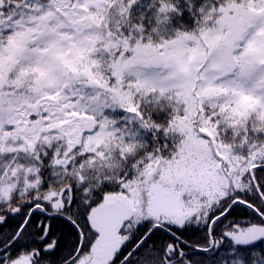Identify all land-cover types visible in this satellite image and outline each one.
I'll return each mask as SVG.
<instances>
[{
  "label": "snow or ice",
  "instance_id": "obj_1",
  "mask_svg": "<svg viewBox=\"0 0 264 264\" xmlns=\"http://www.w3.org/2000/svg\"><path fill=\"white\" fill-rule=\"evenodd\" d=\"M0 264H264V0H0Z\"/></svg>",
  "mask_w": 264,
  "mask_h": 264
}]
</instances>
